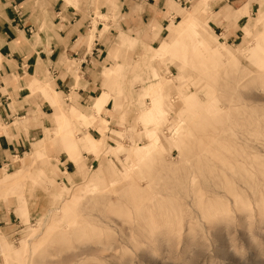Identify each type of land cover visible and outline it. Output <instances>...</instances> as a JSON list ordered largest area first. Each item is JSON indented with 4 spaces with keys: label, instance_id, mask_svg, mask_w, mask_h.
<instances>
[{
    "label": "rangeland",
    "instance_id": "obj_1",
    "mask_svg": "<svg viewBox=\"0 0 264 264\" xmlns=\"http://www.w3.org/2000/svg\"><path fill=\"white\" fill-rule=\"evenodd\" d=\"M93 4L92 38L76 44L91 51L97 35L103 41L100 88L82 101L59 92L43 115L44 97L27 87L35 76L22 78L31 107L13 125L35 132L0 163V179L28 163L0 188V264H264V0H180L164 25L135 31L120 26L118 0ZM193 4L197 15L169 34ZM227 4L247 12L218 17ZM164 39L154 56L148 46ZM77 65L65 63L74 89ZM154 72L160 82L150 85ZM41 81L54 89L50 75ZM102 91L108 100L95 112ZM153 100L157 122L143 116ZM73 104L88 118L70 116ZM151 129L158 145L137 147ZM86 132L99 142L76 149L77 169L66 144Z\"/></svg>",
    "mask_w": 264,
    "mask_h": 264
},
{
    "label": "crops",
    "instance_id": "obj_2",
    "mask_svg": "<svg viewBox=\"0 0 264 264\" xmlns=\"http://www.w3.org/2000/svg\"><path fill=\"white\" fill-rule=\"evenodd\" d=\"M66 1L73 3L76 0ZM94 1L81 0L78 7H73L62 0H0V163L7 161L8 156H12L23 146L26 136L33 135L35 132L33 128H29L25 134L20 127L13 125L15 119L23 117L31 107L29 102H25L27 93L23 87V77L35 76L27 87L30 90L37 89L44 97L45 100L37 102L38 110L43 115L51 109L48 102L53 107L59 106V92L68 95L74 92L78 100L82 101L87 99L94 90L100 88L101 79L96 62L100 60L97 51L100 50L99 45L104 46L103 41L97 35L93 40L91 51H88L83 44H76L79 38L88 41L92 38L91 34H87V28ZM176 1L180 0H118L119 9L127 15V19L120 26L131 31L142 30L143 24L149 23H153L152 26L155 24L162 26L174 10L178 12L174 4ZM197 9V5L193 4L188 13L196 16ZM245 12L247 10L244 6L233 9L227 4L222 6L216 15L222 19L233 16L235 20H238ZM178 21L168 26L169 34L172 26H175ZM122 38V42H125L134 37L122 36ZM167 43L168 39H164L157 46L149 45L148 47L154 56H157L156 52L163 53ZM69 57L78 62L80 87L76 89L73 88L74 79L65 67ZM105 70L111 75L114 72L111 67H106ZM47 75L51 76L55 90L49 83L41 81L46 79ZM16 76L18 80L14 79ZM154 77L157 81L150 85L160 82L158 73L154 72ZM45 86L52 90V94L42 93ZM149 90L150 88L145 92ZM107 95L106 91H102L100 95L93 98L91 107L95 112L105 106L108 100ZM159 103V100H155L152 107L144 112L146 121L152 117H155L154 122L160 119L159 111L162 112V109ZM69 115L88 118L79 111L76 104L69 107ZM61 116L67 117L63 112L58 117ZM2 125H6L5 129L1 127ZM147 137L150 138V142L137 147L158 145V137L155 136L154 129L148 130ZM98 142L99 140L89 132H86L83 137H78L77 140H68L66 151L77 169L79 165L75 159L76 149L81 146L95 150ZM42 148L43 139H39L33 144L30 152L31 161L42 152ZM27 164L23 163L20 169L4 174L0 179V188L13 185L18 173L24 170ZM92 180L88 179L87 182ZM18 210L20 214L26 212L24 205ZM0 249L2 250L1 246Z\"/></svg>",
    "mask_w": 264,
    "mask_h": 264
},
{
    "label": "bare ground",
    "instance_id": "obj_3",
    "mask_svg": "<svg viewBox=\"0 0 264 264\" xmlns=\"http://www.w3.org/2000/svg\"><path fill=\"white\" fill-rule=\"evenodd\" d=\"M195 11V10H194ZM193 17H195V16H193V15H191V14H187V16H184L180 21H178V23H177V26L180 28V29H182L183 30V28H185L183 25H184V23H190L191 22V19L193 18ZM176 28V27H175ZM180 35H181V33H179ZM175 37H176V35L174 36V40L172 41V43H174V41H175ZM178 42V41H177ZM46 87H48V86H46ZM49 88V87H48Z\"/></svg>",
    "mask_w": 264,
    "mask_h": 264
}]
</instances>
